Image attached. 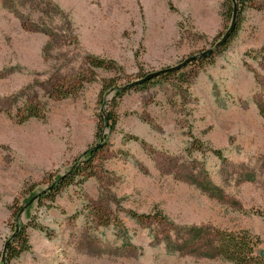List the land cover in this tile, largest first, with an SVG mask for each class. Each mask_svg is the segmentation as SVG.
<instances>
[{
    "label": "rangeland",
    "instance_id": "obj_1",
    "mask_svg": "<svg viewBox=\"0 0 264 264\" xmlns=\"http://www.w3.org/2000/svg\"><path fill=\"white\" fill-rule=\"evenodd\" d=\"M254 2L222 49L127 87L112 130L104 84L214 48L229 0H0V264H232L209 250L217 230L247 231L264 251V0ZM92 147L91 175L18 219ZM19 225L29 249L2 263Z\"/></svg>",
    "mask_w": 264,
    "mask_h": 264
},
{
    "label": "trees",
    "instance_id": "obj_2",
    "mask_svg": "<svg viewBox=\"0 0 264 264\" xmlns=\"http://www.w3.org/2000/svg\"><path fill=\"white\" fill-rule=\"evenodd\" d=\"M255 0H229L230 3V9H232V12L234 11V7H237L238 10V18L241 15V13L247 9L248 7H251L254 5ZM238 30V20L235 27V30L232 32L230 37L227 39V41L220 45L218 48H216L214 51H219L222 49L229 40L235 36ZM214 53V52H213ZM203 60L207 57H197L195 60ZM192 62V61H191ZM89 64L92 67L95 68H112L115 66L114 61H106L102 60L100 58H91L89 61ZM175 71L165 69L159 76H165V75H172ZM156 78V77H154ZM154 78L145 81L141 84H130L118 87L113 86L109 84H104L103 89L107 92L114 90L115 96L113 97L112 101V108L110 110H105V117H104V124L108 125L110 122L111 129L113 130L117 123V117L115 114V106H116V98L121 96L123 92L127 89V87H141L149 83ZM78 85V84H76ZM72 93V92H71ZM69 94H63V97H67ZM28 117H37L39 116V112L36 110H30ZM107 119V121H106ZM97 148H90L87 151L84 152V162L81 163V167L78 169H73L71 172L63 175L62 177L58 178L56 181L52 183V185L49 187V190H45L41 193H39L37 200H41L42 198H50L53 197L56 193L60 192L64 188H66L68 185L72 184L74 181L77 180V177L81 176H89L92 172L91 169H93V159L96 155ZM84 163L88 165V167L84 166ZM89 173V174H86ZM36 196V195H35ZM21 208L19 209V211ZM18 211V212H19ZM35 227H39L35 225ZM27 225H19L16 228V232L12 237V240L7 246L6 252H5V258L1 261L2 263L8 262L13 260L14 258L19 257L23 252L27 251L29 249V238L26 232ZM214 242H210V248L211 253L216 255L219 258H222L226 261L231 262L232 264H264V253L262 251H258V245L259 240L251 235L247 231H243L240 233H235L232 231H226V230H217L214 235Z\"/></svg>",
    "mask_w": 264,
    "mask_h": 264
},
{
    "label": "water",
    "instance_id": "obj_3",
    "mask_svg": "<svg viewBox=\"0 0 264 264\" xmlns=\"http://www.w3.org/2000/svg\"><path fill=\"white\" fill-rule=\"evenodd\" d=\"M237 20H238V10H237V7L235 6L234 7V11H233V17H232L231 25H230L229 29L223 35L222 39L215 44L214 48H211V49H209L207 51L202 52L199 56L200 57H208V56L213 54V52H214V50L216 48H218L220 45L224 44L227 41V39L230 37L232 32L235 30V27H236V24H237ZM197 57L198 56L189 57L188 59H186L182 63L178 64L177 66L170 67V68H167V69L173 70V71H177V70L185 67L188 63H190L191 61L195 60ZM164 70L165 69L149 73V74L145 75L144 77L134 81L132 84L144 83L145 81H148V80H150V79H152L154 77H157ZM132 84H130V85H132ZM106 121H107V119H106ZM37 198H38V195L34 196L33 198H31V200L27 204H25V206L23 208H21V210L17 214L18 219L20 218V216L23 213V211L25 210V208L28 207L30 204H32L35 200H37ZM9 243H10V240L5 243L4 250H3V253H2V260H4V258H5V252H6V249H7V246H8ZM262 253H264V251H262Z\"/></svg>",
    "mask_w": 264,
    "mask_h": 264
}]
</instances>
